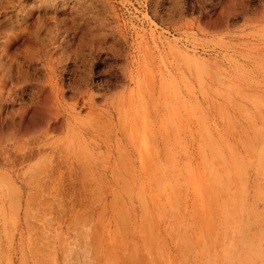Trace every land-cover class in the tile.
<instances>
[{"label":"rangeland","instance_id":"1","mask_svg":"<svg viewBox=\"0 0 264 264\" xmlns=\"http://www.w3.org/2000/svg\"><path fill=\"white\" fill-rule=\"evenodd\" d=\"M0 264H264V0H0Z\"/></svg>","mask_w":264,"mask_h":264},{"label":"bare ground","instance_id":"2","mask_svg":"<svg viewBox=\"0 0 264 264\" xmlns=\"http://www.w3.org/2000/svg\"><path fill=\"white\" fill-rule=\"evenodd\" d=\"M108 4V3H107ZM23 17V16H22Z\"/></svg>","mask_w":264,"mask_h":264}]
</instances>
